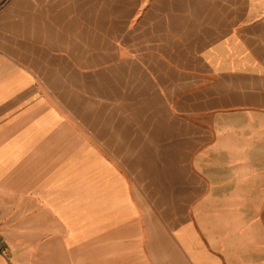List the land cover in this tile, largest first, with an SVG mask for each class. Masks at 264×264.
<instances>
[{
    "label": "crops",
    "instance_id": "crops-1",
    "mask_svg": "<svg viewBox=\"0 0 264 264\" xmlns=\"http://www.w3.org/2000/svg\"><path fill=\"white\" fill-rule=\"evenodd\" d=\"M0 264H264V0H0Z\"/></svg>",
    "mask_w": 264,
    "mask_h": 264
}]
</instances>
